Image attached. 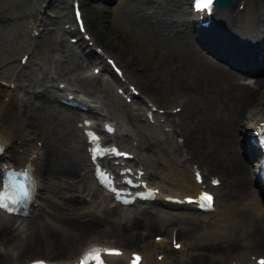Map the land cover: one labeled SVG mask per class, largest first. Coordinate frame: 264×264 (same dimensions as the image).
I'll return each instance as SVG.
<instances>
[{
  "label": "bare ground",
  "instance_id": "bare-ground-1",
  "mask_svg": "<svg viewBox=\"0 0 264 264\" xmlns=\"http://www.w3.org/2000/svg\"><path fill=\"white\" fill-rule=\"evenodd\" d=\"M13 1L14 0H11L10 2ZM85 1L86 0H81V3ZM128 1H130V3L133 4L130 10L134 11L133 13H135L136 17L142 19L139 22H141L145 26H149L150 32L156 36H159L161 38L160 40H165L166 43L167 41L170 42L169 40H167V36H170V34L165 35V33H163L162 31L169 33V31H171L172 29L175 30L174 31L175 35H178L179 37L181 36L179 41L173 44L172 47L173 49H171V45L167 43L168 45H170L168 46V49L169 52L171 51L170 52V55L172 56L171 59L173 58L172 60L175 64L181 65L182 59H185L187 60V62L191 63L189 66L192 65V68L194 69L198 68L197 65L198 63H201V65L203 64L205 69V71L199 75L198 73H195L188 76L184 71L182 75L180 74L181 72L179 73L180 74L179 75L177 74V72H174L175 70L172 72L174 68L171 66V62L168 61L169 59H167L166 62L164 63L167 66H164L165 68H163L165 71H169V69H171L169 71L170 75L177 74L176 77L177 78L179 77L180 81L182 79H185V75H186L188 79H186L185 84L189 89H191L190 88L191 86L193 85L195 86V89L193 90L194 91L193 96H191L189 100L188 99L183 100V106L181 111L182 113L180 114L173 113L172 116L173 115L174 116L169 119L174 123V128H179L181 133L184 132L186 133L185 136L186 142L187 140L188 142H191V139L193 140L194 136L196 135H198V138L202 141V138L206 137L209 134L210 135L209 139H211V142L213 143V144L211 143L213 145V149L211 151L214 152L216 160L220 159L223 162L222 164L221 163L219 164V166L222 165L219 167V169L221 170L220 172H222L224 175L223 177L224 181H222L224 182V187L221 189V193L223 194L224 199L226 200L225 201L223 199V206H225L223 210L229 216L228 221L226 223L223 222L222 220L219 221L220 225L212 227L208 232V235L210 236H207L205 238H200L201 240L198 238L196 242L197 243H202V241L209 242L210 240L208 239L209 238L211 239L212 237L214 241L220 243L221 237H223L224 238L223 241H225V243L228 244L227 246L224 247H230L231 245H233L229 249H231L232 247L235 248L234 247L235 243L241 244L242 241H246V240L247 242L248 241L250 242V245H257V244L259 245L260 243L262 244V242L264 243V212H260L258 209L255 208V206H257L258 204L255 202L254 198H252L251 193L248 192L247 186L249 181L247 177H244L245 172L243 170H246V168L249 167L248 166L249 161H246L243 158V155L239 154V152L235 148L238 139L241 140V144H242V138L240 136H243L244 134L247 135L249 132H251L252 123L250 121V118L253 113H256V111L260 113L258 115V119L262 118V123H260L259 126L264 125V114L261 113V112L264 113V110H262L264 107V103L259 104L262 102V100L264 101V94L262 93L261 95L260 91L258 90L259 82H261V79L263 77L260 75L255 76L253 84L252 82L250 83V81L247 80L242 81L241 77L244 76L235 74L234 72H230L225 68H219L217 65L211 63L208 59L203 57V54L200 53L196 45L192 44L191 40L188 39L187 33H189V31L183 29L184 26H182V24H179L180 19L184 18V14H180V12H182V10L184 9L183 5L187 0H161V3L157 2V4H155L151 8V12L154 11L153 16H155V20H156L155 22H149V21L147 22L148 15L138 10L140 6L138 5L137 0H128ZM146 1L147 0H143L144 3ZM251 2L252 1L249 0L247 2V7L243 6L241 10L238 8L235 9L233 4H231L230 6L223 5V7H221L220 9L219 14L217 13L219 18L217 19V21L215 20L214 22L216 27L218 26L221 27V25H225L226 27L229 28L231 26L229 28V32L226 34L227 37H231L232 42L230 44L227 43L229 40L228 41L226 40L227 42L225 48H227L228 50L235 51L237 49L243 50L244 46H248L250 50L249 48H247L246 51H243V53H241L240 55V59H243L245 57V59L254 60L255 57H257L256 56L257 53H259V56L262 59H264V43L258 44L256 43L255 40L253 41L242 40L241 42H239L240 39L232 35L235 34V32L237 31L239 24L243 23L244 27H248L250 23L252 24V21H255L254 15L253 14L250 15L249 12V10L251 9V5H250ZM40 4L41 2L39 3V8H40ZM86 6L84 10L85 11L84 13H86L85 22L87 23L88 28L93 35V39L95 43L101 42L99 41V39L103 40L102 38L103 35L99 30L100 28L98 29L99 21L97 19V15L92 16L93 14L92 15L88 14L86 12ZM245 7L247 11L246 14L247 16H245L243 20L242 19L240 20L239 18L241 17L239 16L240 14L239 11H242ZM6 10H7V6L6 4H4V0H0V29H1L0 66L1 63L4 65V62L7 61L8 58H10L11 60L15 59L13 52L15 51L16 48L25 47L24 51L22 52L25 53V51L28 50L27 43L29 41V36L27 35V32L21 35V33H19L20 30L17 27L21 25H26L24 21L25 19L22 16V12H25V10H23L22 12L19 10H15L13 13L11 12L8 13L6 12ZM254 13L258 15V20L256 18V21H258L257 23L259 27L263 28L261 31H258V34L261 35L260 40H263L264 11L259 12L256 10L254 11ZM130 14L131 13H129V15ZM24 16H26V13ZM27 18L29 19V16ZM33 21L34 20H32L31 22L30 25L31 27L29 28L30 30L34 28ZM186 22L187 21L185 19V23ZM177 24L180 25L179 28H175V25ZM80 41L82 42V44H84V46L90 48V46L86 44L84 40L81 39ZM216 42L218 41L214 40V42H211V44H209V47L210 46L213 47V45ZM262 42H264V40ZM109 44H110L109 48L105 46L106 44L105 45L103 44L102 46L103 50L104 49L112 50L113 49V47L111 46L112 44L111 43ZM34 45L35 44H32L33 48L29 51L26 62H24L23 64L19 63L17 65L18 66L17 70L14 69L12 71L8 66H6L5 68L0 67V69L2 70L6 69L8 71L7 73H9L10 75V77H8L9 79L16 80V83L14 85H17L16 89H18L16 94L9 91L10 93L7 98V102H5V104H3L2 101H0V140L9 145L8 146L9 151L6 154L4 153L7 159L18 158L20 155H21L20 159L22 160L27 159L28 157L32 158V161H34L35 163V171L37 173L36 181L39 184L38 185L39 187L40 186L42 187L43 182L45 181L46 185L44 183L43 186L46 189L45 190L46 194L43 197L44 206L40 209L41 211L37 214L36 213L37 211L35 210L36 212L31 214V216L33 215V217L30 218L24 217L25 219L23 221V225H20L21 223L19 224L20 227L16 228V233L13 234L14 227L10 226L9 224L7 223L0 224V241H3L2 238L8 240L15 239V242L14 244H12L13 245L12 247L6 245V243L9 242L8 240H4L3 243H0L1 245L0 247H3L5 249H11L13 251L18 252V256H16L15 258L12 257L10 252L0 253V264H23L25 258L28 257V255L26 256V254L23 252H25L28 249H34V248L40 249L41 247L42 249H47L49 251L56 250L58 251V253H61L63 256L66 255L73 256L76 253L75 250L77 246L84 243L86 239H93V240L98 239V240H102L103 243H107L108 241L110 242L113 241V240H107L108 238L106 240L105 239L103 240L102 238L99 237L100 235L106 233H109L110 236L113 235L117 237V239H121L122 241L128 243H135L136 242L135 238L141 235V234L137 235L133 231L134 227H136L137 224L141 223L146 228H153V227L155 228V226L150 222V220L148 221V219L145 216H141L140 218L127 216L126 219H122L119 217V209L104 206L103 201L100 199L99 200L102 202V206H97L96 203L92 205L94 196L98 195L99 193V190L95 186L91 188L92 189L91 192L85 191L87 194H89V196L87 197L82 195L81 193L80 194L78 193L79 195H81V198L72 201L70 203V207L66 208L67 210L65 209L61 210V208L54 209L53 210L54 215H52L49 212L50 211L49 207L51 205V204L49 205L50 203L49 200L50 198H52V194L55 193L53 189L60 188V190H62L61 187H63V185H66L65 182L67 180L65 178L66 176L65 173L71 172L73 173V175L77 176L78 179L80 178L79 176H81L82 179L86 172L82 170L86 169L87 166L89 165V158H87V154L85 153L86 151L83 148V146H80L77 143V139L74 138L73 136V134L76 132L78 133V137L80 138L79 136L80 129L79 127L75 126V124L73 125L75 119L70 114V110H71L70 108L68 109L67 107H64V105H62L59 107V111H57L58 108L57 109L55 108L56 109L55 110L54 108L49 107L50 110H48V112L45 113L46 117L48 118V120L45 119L47 120V122L45 121L42 122L37 118V116H39L38 114L39 110H45L46 109L45 107H48V104L50 103L49 99L57 98L56 97L58 95L57 91L59 89L62 91V93L71 92L76 98L79 97L82 98L83 99L82 102L85 103V105L90 109V111H92V114L95 115L96 117H101V115L104 117L107 116L109 118L116 117L115 120L120 124L122 123L118 121L119 119L117 115H115L114 113L111 114L106 113L105 111L106 106L103 105L104 100L101 99L99 96L95 95L92 92L91 90L92 88L90 86L87 85L85 86L84 84H82L80 85L82 87V90L75 91L74 86L70 85V84L74 85V81L69 80L70 83L69 84L62 77L60 78L64 80V86L59 87L57 82L56 84L53 83V81L57 77H59L57 75H61L66 78H71L69 74H66L67 69L69 67L67 68V66H65L63 63L60 64L57 63L53 65L50 64L47 67H44L40 62V60L37 59L36 57L40 48ZM84 46L82 45L83 49H85ZM182 46H184L183 50L180 53H178V50ZM221 47H224V45H221ZM212 51L208 49V52L212 53ZM117 53L118 54L115 53L114 55H116V57L118 58L117 59L115 57L117 61L122 63V65L124 66L122 70L124 76L116 77L115 80L118 83L123 82V84L125 85L124 89L128 88V83H132V82L135 83V86L139 90V93H142L140 96H138L141 97V100L136 96L139 100L138 103L142 105L141 102L143 101L145 96L146 97L149 96L150 99H154V100H163V98L166 99V97H168V95H166V91H164L165 90L164 88L167 89L171 88V90H173L174 88L173 85L175 84L171 81L172 78H169L168 84L162 82L150 84L149 82L141 80L142 79L141 77L143 76L140 77L139 75H138L139 77H136L137 78L136 80V78H134L133 74L130 72L132 55L128 53V56L126 55L127 57L126 59H124L125 54L123 55V53H120L119 51ZM166 54H168V52H166ZM100 58H102V56H100ZM195 61H197L198 63ZM69 70H71V68ZM234 71L238 72V70L236 69ZM33 75H35V77H33ZM196 76L197 77L203 76L202 79H209L211 84L218 83L219 80L223 83V85L225 84L226 88L230 89L229 96L231 99H233L232 103L234 102V104L231 103L232 105L230 104L228 106L226 105L227 111L225 112V114L221 113V111L217 113V110L214 109V104H216L217 102L219 103L221 102L222 104V101L219 99V97L218 99H214L212 101L209 100L208 104L206 103L205 100H203L200 97L201 95H203V93L202 91H200L199 81L197 80ZM22 78L25 79V82L22 80ZM74 79L75 81H77L79 79V76L75 77ZM179 83L182 82H178V84ZM24 84L25 86L32 85L33 89L26 90L24 88ZM255 84L256 86L254 87L253 85ZM36 87L38 88L36 89ZM214 92L217 91L215 90ZM143 93H146L147 95H143ZM144 100L145 103H147V100L146 99ZM221 104L219 105L221 106ZM122 105L125 114L128 116L127 121H128V125H130V130L134 133H136L137 131H142L144 124L142 123L135 124L134 123L136 122L135 120L134 122L132 120H131L132 122L129 121V118H131L132 115V110L129 104L122 103ZM50 106H52L51 103ZM150 108L151 107L147 103L145 104V106L140 108L142 109L140 112L135 110L134 112L136 113L138 112L141 115L143 112L147 117H149V114H147V112H149L153 117L156 115L157 110L156 109L150 110ZM196 111L199 112L201 118L200 121L199 120L196 121L197 124L192 125L189 122V119L188 120L185 119V116L189 112L193 114ZM82 114H84V112H82ZM168 114L171 115V113ZM163 121L164 118L163 119L160 118L159 120L155 121V124H158V126L161 128ZM254 126L255 124H253V128ZM123 127H127V126L123 125ZM199 129H201L200 132H202V134L199 132ZM240 129L242 130V132L240 131ZM214 130H215V135H214ZM161 133H164V131H161ZM57 134H59L58 137ZM154 134H155L154 135L155 139L160 137L158 133H154ZM33 135L36 136L35 138L41 137L42 143H40L39 147L35 145L36 144L35 142L31 143V140H33L34 138L30 140V137ZM234 137H237L236 141L233 140ZM19 138H21V140ZM150 138L152 137L148 136V139ZM243 141H244L243 147L248 152L250 148L247 145L248 141L247 142L245 140ZM29 142L31 144L28 145V147L23 146V144L27 145L29 144ZM151 144H154V139L151 142ZM189 145L191 144L189 143ZM155 149L160 151L163 150L160 149L159 146H157V148ZM192 151H193L192 148L189 146L188 149L186 150V155L184 157H182L181 153L177 155L181 156L182 159L186 160L187 157L193 155ZM220 153L222 157L219 155ZM251 153H254L253 150L251 151ZM159 154L161 155V157L163 156V158L164 157L169 158V155L166 153L159 152ZM165 159L166 158H164V160ZM147 165L149 166L148 172L151 173L155 170L151 167L149 163H147ZM169 169H170V165H169ZM181 177L184 181L187 179L186 175H182ZM173 179L174 176L171 179V182L173 184L177 183V181L179 180V178H177L176 181H174ZM39 180L40 181L43 180V182H40ZM87 181L89 180L87 179ZM67 187L70 188L68 183H67ZM87 187L88 186H86V188ZM72 195L73 193L65 192L62 198L64 196H72ZM230 196L231 197L235 196L236 199L239 198V202H240L239 205L236 206L235 204L237 203L235 204L230 202L228 203L227 201ZM84 197L87 199V201L84 200ZM53 198L51 199L52 201ZM54 206H58L56 202ZM38 207L39 206H37V208ZM44 207H48V208H44ZM43 209H46L45 212L43 211ZM251 209H253V212L251 211ZM251 215H256V216H253L251 220H248L249 216ZM49 217L52 219H48ZM170 221L173 222L178 221V216L173 214V212H170L167 218L165 219L162 218L161 220H159L156 226L157 227L164 226L168 224V222ZM179 224L183 226L181 222H179ZM11 231L12 234L7 237L6 235L9 234ZM22 231L26 232L25 236ZM94 232L95 235L85 238L86 236ZM141 236L144 237L143 234ZM213 239L211 241H213ZM237 241H239L240 243H238ZM255 241H260V243L258 242L256 243ZM194 242H195V238H191L190 241L187 242L186 245L188 246V250L184 252V255H181L180 257L175 256V254L172 255L173 257L170 256L169 258L173 259L172 264H220L221 263L220 261H218L219 258H217V256H212V255L210 256V253L206 254L199 252L200 250L195 248ZM152 243L153 244L150 245L151 248L152 247L161 248L162 250L166 249V247L162 243L159 244L154 242ZM119 244L122 246L124 255L127 254V249H125V247L128 246L122 243ZM217 246L219 245L217 244ZM237 246H242V245H237ZM24 254L26 257L24 256ZM107 257L111 261L109 264L122 263L121 260L122 254L118 256L107 255ZM156 261L157 260L153 259L152 264H154V262ZM63 263L70 264L67 261H63ZM140 264H142V261H140Z\"/></svg>",
  "mask_w": 264,
  "mask_h": 264
},
{
  "label": "rangeland",
  "instance_id": "rangeland-1",
  "mask_svg": "<svg viewBox=\"0 0 264 264\" xmlns=\"http://www.w3.org/2000/svg\"><path fill=\"white\" fill-rule=\"evenodd\" d=\"M21 1V2H20ZM89 1V0H88ZM88 1L86 0L85 2H83V4H84V10H85V6H86V12L88 13V14H90V15H92V16H96L97 15V19H98V21H99V27H98V29L100 30V32L102 33V35H103V40L102 39H99V41H101V43H103L105 46H107L108 48L110 47V44L109 43H111L112 45V47H113V49L111 50V51H113L114 52V54L116 53V54H118L117 52L119 51L120 53H123V55H124V59H126V57L128 56V53H130L132 56H131V58H132V63H131V67H130V72L133 74V76H134V78H136V77H141V76H143V77H141L142 79L141 80H144V81H146V82H149L150 84H154V83H157V82H162V83H166V84H168L169 83V78H172V82L175 84V85H177L178 84V82H182V83H179L180 84V86H179V84H178V88H180V89H182V86L185 84V81H184V79H182L181 81L179 80V77L177 78L176 76H177V74H179L180 72V74L182 75V73H183V71L185 70V66H183V64H184V62L186 61V60H184V59H182V61H181V65L179 64V65H177V64H175L174 62H173V58L171 59V55H170V52H169V49H168V46H170L171 45V49H173L172 47H173V44H175V43H177L179 40H177V39H172L170 36L169 37H167V40H169L170 42H168L167 41V43L168 44H170V45H168L166 42H165V40H160L161 38L159 37V36H156V35H154V34H152L151 32H150V27L149 26H145V25H143L142 23H138L137 21H133V19H132V17H131V15H133V12L131 13L130 11H128V9L130 10V8L132 7V4L130 3V1L128 2V1H126V0H106V1H102V0H90L89 1V3H88ZM249 0H247V2H248ZM250 1H252L251 2V9L249 10V12H250V15H254V20L255 21H252V24L250 23L248 26H251V28H248L247 27V29H248V31H252V30H254V29H256V28H258V21H256V18H257V20H258V15H256L255 13H254V11H264V0H250ZM16 2V5L17 6H19V7H21V8H23V4H25V0H16L15 1ZM187 2V1H186ZM235 2V1H234ZM246 2V1H245ZM247 2L245 3V6L247 7ZM10 3V2H9ZM19 3V4H18ZM233 3V2H232ZM231 3V4H232ZM140 4V2H138V5ZM21 5V6H20ZM40 6H42V5H40ZM233 6H234V8L235 9H237V7L235 6V4H233ZM25 7V6H24ZM246 7L242 10V11H239L240 12V14H239V16L241 17V18H239L240 20L242 19H244V17L245 16H247L246 14H247V11H246ZM259 7V8H258ZM89 8H91L92 9V11H91V9H89ZM124 9H126V10H124ZM254 9V10H253ZM127 11V12H126ZM131 13L130 15H129V13ZM219 12H220V9H219V11L217 12L218 14H219ZM260 15V14H259ZM262 15V14H261ZM263 16V15H262ZM217 17H218V15H217ZM101 23H102V25H101ZM232 24V23H231ZM30 25H31V23H30ZM240 25V24H239ZM258 25V26H257ZM175 26H177L178 28L180 27V25L179 24H177V25H175ZM176 27V28H177ZM30 28V27H29ZM253 28V29H252ZM262 29V28H261ZM0 31H1V29H0ZM105 36V37H104ZM169 38H171V39H169ZM42 41L41 42H39V40H38V46L40 45H42L43 46V49L42 50H40L39 51V54H40V56H42V59H43V61L45 60H48L49 59V54H50V50L51 49H49V47L47 46V44L45 43L44 44V41L43 40H45V39H41ZM163 41H164V43H163ZM108 43V44H107ZM109 45V46H108ZM128 45V46H127ZM42 46H41V48H42ZM39 48V47H38ZM45 48V49H44ZM1 49V48H0ZM115 49V50H114ZM120 49V50H119ZM199 51H200V49H199ZM23 52V51H22ZM21 52V53H22ZM127 52V53H126ZM166 52H168V54H166ZM208 52V51H207ZM133 53V54H132ZM200 53H202L203 55H204V53L205 52H203V51H200ZM208 53H210V52H208ZM127 55V56H126ZM165 55V56H164ZM115 57H116V55H115ZM46 58V59H45ZM117 58V57H116ZM75 59V58H74ZM73 58H70V59H67V61H66V66H67V68H68V72L69 73H72V74H76L77 72H78V69H81V71L84 69L83 67L84 66H82L81 65V67H80V65H79V61L77 60L76 61V59L74 60ZM118 59V58H117ZM167 59H169L168 61H170L171 62V66L174 68L173 70H172V72L174 71V72H177V74H172V72H171V74L172 75H170V73H169V71L171 70V69H169V71H165L163 68H165L164 66H167V65H165L164 63L166 62V60ZM158 60H159V62H158ZM72 62V63H71ZM77 62V63H76ZM74 63V64H73ZM135 63V64H134ZM8 64V63H7ZM43 64H45V62L43 63ZM72 64H73V67H72ZM137 64V65H136ZM215 65H217L218 66V64H215ZM76 66V67H75ZM79 67V68H78ZM137 67V68H136ZM162 67V68H161ZM219 67V66H218ZM71 68V70H69ZM73 68H75V69H73ZM83 68V69H82ZM176 68H177V70H176ZM219 68H221V67H219ZM226 69V68H225ZM10 70H11V68H10ZM73 70V71H72ZM183 70V71H182ZM226 70H228V69H226ZM76 71V72H75ZM136 73V74H135ZM142 74V75H141ZM179 74V75H180ZM137 75V76H136ZM139 75V76H138ZM8 76L10 77V75L8 74ZM175 76V77H174ZM255 77V76H254ZM57 78H59V77H57ZM57 78L55 79V80H57ZM136 80H137V78H136ZM16 81V80H15ZM92 82H95L96 80H91ZM139 81V80H138ZM252 83H254V82H252ZM171 85H173V84H171ZM186 85V84H185ZM174 86V85H173ZM96 88V92L97 93H99L101 90H102V88H100L99 86H95ZM177 87V86H176ZM17 88V85H16V87H15V89ZM38 87H36V89H37ZM165 90L164 91H166V95H170V94H172V92H175L174 90H171V88H164ZM174 89V88H173ZM17 90L18 89H16L15 91H11L10 90V92H13V93H17ZM0 91H2V89H1V87H0ZM9 92V91H8ZM7 92H5L4 94H6ZM8 96H9V94H8ZM166 97V96H165ZM100 98L101 99H103L101 96H100ZM148 99V97H144V99ZM168 99V97H166V99H164L163 98V100H156L157 102H159V103H162V102H166V100ZM53 102V103H52ZM50 103L52 104V106H50ZM49 104H48V107H45L46 109L45 110H39V112H38V114H39V116H37V118L40 120V121H45V122H47V120H48V118L46 117V115H45V113H47L48 112V110H50V108H58L57 109V111H59V107L60 106H62L61 104H55L54 103V101H51ZM123 102H121V104H122ZM54 104H55V106H54ZM228 104V103H227ZM226 104V105H227ZM50 107V108H49ZM131 107V106H130ZM55 109V110H56ZM47 110V111H46ZM142 110V109H141ZM262 110H264V107H263V109ZM43 111V112H42ZM45 111V112H44ZM60 111H61V109H60ZM42 112V113H41ZM42 115V116H41ZM41 116V117H40ZM51 117V116H50ZM189 116L188 115H186L185 116V119L186 120H188L189 118H188ZM40 118H42V119H40ZM45 119H47V120H45ZM75 119V118H74ZM189 120H191V119H189ZM73 125H74V122H73ZM144 128V127H143ZM201 131V129H199V132ZM201 134H202V132H200ZM244 133V132H243ZM35 135H33V137H34ZM59 136V134H57V137ZM209 136H206V137H204L205 138V140L203 139V141L205 142V147L207 146L208 147V152H209V154H207L206 152H204V150H203V152L206 154V155H202V157H201V159L202 160H204V161H208V162H210L212 165H213V168L215 169V168H217V166H219V165H217V164H222L223 162L220 160V159H215V155H214V152H212L211 150L213 149V145H212V147H211V141H210V139L208 138ZM20 140H21V138H19ZM199 139V138H198ZM208 139V140H207ZM233 140L234 141H236V139H235V137L233 138ZM191 141H194L191 145H190V147L192 148V150L195 148L196 150H198L199 151V148H198V146H200V144L199 143H197V142H195L196 141V139H195V136H194V139L192 140L191 139ZM198 141H200L201 142V140L199 139ZM209 141V142H208ZM210 143V144H209ZM194 144H195V146H194ZM213 144V143H212ZM193 145V146H192ZM235 146H237V144L235 145ZM205 147H204V149H205ZM194 152V151H193ZM195 153V152H194ZM211 153V154H210ZM251 154H253V153H251ZM214 155V156H213ZM221 157H222V155H221V153L219 154ZM215 159V160H214ZM219 161V162H218ZM218 162V163H217ZM219 171H221L220 169H219ZM65 178H66V180L68 181H66L65 183H66V185H63V187H61L62 188V190H60V188H55V189H53V191L55 192V193H53L52 194V198H53V201L51 200L52 198H50V203H49V205H50V207H49V212L52 214V215H54L53 214V210L54 209H57V208H61V210L63 209H65V210H67L66 208L67 207H70V203L72 202V201H74V200H77V199H80L81 198V195H79L78 193H73V192H76V189H74V187H73V184L75 183V181H74V179L72 180V179H69V178H71V176H73V173H71V172H69V173H65ZM43 181V180H42ZM222 181H224V179L222 180ZM44 183H45V181H44ZM67 183L69 184V186H70V188H68L67 187ZM172 183V182H171ZM45 185H46V183H45ZM46 189H45V187H44V189H43V193H42V196H41V205L36 209V213L38 214L41 210V208L44 206V199H43V197H44V195L46 194V191H45ZM57 191H58V193H57ZM62 192H64V193H61ZM65 192L66 193H68V192H72L73 193V195L72 196H64L63 198H62V196H63V194H65ZM79 192V191H78ZM53 195H55V196H53ZM58 196V197H57ZM51 197V196H50ZM231 198V203H233V204H235V203H237V204H235L236 206L237 205H239V201H238V199H236L235 198V196H232V197H230ZM52 201V202H51ZM236 201V202H235ZM55 202L57 203V205L58 206H54L55 205ZM54 203V204H53ZM221 203H222V206H223V198H222V200H221ZM96 205L97 206H102V202L100 201V200H97L96 201ZM44 208H48V207H44ZM45 210L46 209H43V211L45 212ZM47 213V212H46ZM36 214V215H37ZM48 214V213H47ZM33 217V216H32ZM48 219H52V218H48ZM221 221V220H220ZM213 224V223H212ZM218 225H220L219 224V222L217 223V225H215V226H218ZM214 227V226H213ZM23 232V234H24V236L26 235L25 233L26 232H24V231H22ZM14 233H16V229H13V234ZM10 234H12V231L9 233V235ZM92 235H95V232L94 233H92V234H89L88 236H86L85 238H87V237H89V236H92ZM8 237V236H7ZM100 238H102L103 240L105 239H107V240H113V242H118V243H122V244H124V245H127V246H129V245H131V243H128V242H125V241H122L121 239H117V237H115V236H113V235H111L110 236V234L109 233H106V234H102V235H100L99 236ZM85 238H84V240H85ZM2 239H4V238H2ZM213 238L211 237V239L209 238L208 240H210L209 242H205V241H202V243H200V245H204V244H206L205 246L206 247H215V246H217V244L220 246V248L221 247H224V246H227L228 244L227 243H225V241H223L224 240V238L223 237H221V241H220V243H218V242H216V241H214V239H213V241H211ZM247 241V240H246ZM203 242H205V243H203ZM238 243H240L239 241H237ZM249 242V241H248ZM256 243L258 242V243H260V241H255ZM209 243V244H208ZM215 243V244H214ZM225 243V244H224ZM213 244V245H212ZM224 244V245H223ZM235 244H237V243H235ZM249 244H250V242H249ZM262 244H264L263 242H262ZM261 243H260V245H262ZM199 245V246H200ZM239 245V244H238ZM219 246H217V247H219ZM27 252H33V253H40V254H48V255H55L56 253L57 254H60V255H62L61 253H58V251H56V250H53V251H49V250H47V249H42V247L40 248V249H37V248H34V249H28V250H26L25 252H23V253H25V254H27ZM33 253H30V254H33ZM25 254H24V256H25ZM183 255H184V253H183ZM63 256V255H62ZM181 256V255H180Z\"/></svg>",
  "mask_w": 264,
  "mask_h": 264
},
{
  "label": "snow or ice",
  "instance_id": "snow-or-ice-1",
  "mask_svg": "<svg viewBox=\"0 0 264 264\" xmlns=\"http://www.w3.org/2000/svg\"><path fill=\"white\" fill-rule=\"evenodd\" d=\"M214 0H201L200 3L196 4V8L198 9H210L213 6ZM121 155H125V154H121ZM25 195H27V192L24 193ZM204 200L207 201L208 206H211L212 201H213V197L211 195H205L203 197ZM0 207H7L6 204L0 205ZM159 239V238H157ZM180 244H176L175 247L177 249L180 248ZM104 252L109 254V255H120L118 250L115 249H104ZM89 259H91L92 261H94V264H104L103 259L101 258V249L99 248H93L91 249L86 256L84 257V259L81 261V264H89ZM140 257L139 255L134 254V258L132 260V264H140ZM33 264H45L44 261L42 260H37L34 261ZM259 264H264V258H262L259 261Z\"/></svg>",
  "mask_w": 264,
  "mask_h": 264
},
{
  "label": "clouds",
  "instance_id": "clouds-1",
  "mask_svg": "<svg viewBox=\"0 0 264 264\" xmlns=\"http://www.w3.org/2000/svg\"><path fill=\"white\" fill-rule=\"evenodd\" d=\"M5 252H10L11 253V255H12V257H16V256H18V252H16V251H13V250H11V249H5V248H3V247H0V253H5Z\"/></svg>",
  "mask_w": 264,
  "mask_h": 264
}]
</instances>
